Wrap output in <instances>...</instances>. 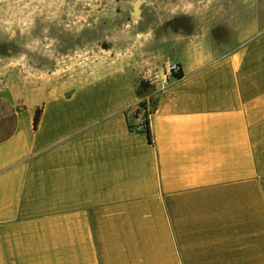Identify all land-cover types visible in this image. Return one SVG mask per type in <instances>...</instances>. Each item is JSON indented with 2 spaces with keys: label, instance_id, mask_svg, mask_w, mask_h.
<instances>
[{
  "label": "crops",
  "instance_id": "0c3cea01",
  "mask_svg": "<svg viewBox=\"0 0 264 264\" xmlns=\"http://www.w3.org/2000/svg\"><path fill=\"white\" fill-rule=\"evenodd\" d=\"M224 10L166 22L142 69L0 88V264H264V1Z\"/></svg>",
  "mask_w": 264,
  "mask_h": 264
},
{
  "label": "rangeland",
  "instance_id": "374dc122",
  "mask_svg": "<svg viewBox=\"0 0 264 264\" xmlns=\"http://www.w3.org/2000/svg\"><path fill=\"white\" fill-rule=\"evenodd\" d=\"M243 1L257 9L259 0ZM235 2L0 0V88H20L27 94L40 86L48 94L69 92L108 67L142 69L149 56L164 54L155 42L166 22L173 21L177 30L179 19L191 25L195 10L202 9L207 20Z\"/></svg>",
  "mask_w": 264,
  "mask_h": 264
},
{
  "label": "trees",
  "instance_id": "16d2710c",
  "mask_svg": "<svg viewBox=\"0 0 264 264\" xmlns=\"http://www.w3.org/2000/svg\"><path fill=\"white\" fill-rule=\"evenodd\" d=\"M182 75V72L179 71L177 74H175V77H180ZM149 87V83L145 80H140L138 87L136 89V92L138 95H141L147 88ZM146 99L142 100L141 103L139 104V106L146 108ZM148 104H149V109L145 110L143 112V116H144V132H146L147 134V138L148 140H151V132H150V128H149V113L152 111L154 105H155V101L154 98L151 96L148 100ZM137 112H139V110H136V114ZM39 113H40V109L37 108L35 113H34V118H33V124L34 126H36L38 117H39Z\"/></svg>",
  "mask_w": 264,
  "mask_h": 264
},
{
  "label": "built area",
  "instance_id": "2783aa9c",
  "mask_svg": "<svg viewBox=\"0 0 264 264\" xmlns=\"http://www.w3.org/2000/svg\"><path fill=\"white\" fill-rule=\"evenodd\" d=\"M179 71H180V65L177 62H168V63L164 64V74H165L166 78H169L171 76H175V74H177ZM145 104H146V108L138 106L139 112H137V115L141 116L142 120L132 127L135 130H139V131H143L144 130V116H143V112L145 110L149 109V104H148L147 100H146Z\"/></svg>",
  "mask_w": 264,
  "mask_h": 264
},
{
  "label": "water",
  "instance_id": "95a60500",
  "mask_svg": "<svg viewBox=\"0 0 264 264\" xmlns=\"http://www.w3.org/2000/svg\"><path fill=\"white\" fill-rule=\"evenodd\" d=\"M174 78H175V76H171L169 79L172 80V79H174Z\"/></svg>",
  "mask_w": 264,
  "mask_h": 264
}]
</instances>
